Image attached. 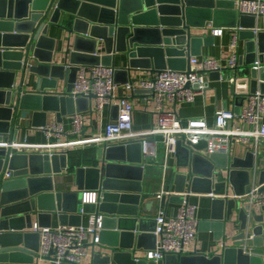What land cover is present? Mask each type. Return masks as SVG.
<instances>
[{
    "label": "water",
    "instance_id": "1",
    "mask_svg": "<svg viewBox=\"0 0 264 264\" xmlns=\"http://www.w3.org/2000/svg\"><path fill=\"white\" fill-rule=\"evenodd\" d=\"M0 10V264H35L39 247L30 248L28 239L31 235L39 239L40 235L25 230L33 227L34 216L41 221L39 227L50 228L51 223H42V219L53 214L59 215L61 226L77 227L81 226L84 215L102 216L100 242L92 245L91 264H158L140 255L156 249V219L140 217L139 213L142 183L139 182L135 191L138 195L127 194L124 179L115 171L131 167L121 163L118 157L109 156L112 149L101 148L99 158L103 164L92 169L69 168L68 153L21 154L3 145L12 144L9 142L17 137L20 124H26L33 116L56 112L57 122L62 123L65 115L81 111L78 110L81 102L94 100V97L77 100L70 97L81 66L115 67L118 57L126 55L130 66L127 75L131 69L138 68L190 72L191 58L198 55L193 46L203 42L193 36V30L204 28L207 23L220 27V17L224 14L231 18L229 28L238 24L249 28V32L241 33V36L247 34L248 43L245 61L240 58L238 68L252 69L247 78L251 80V93L258 91L259 81L260 91L264 93V31L258 34L253 31L256 18L240 15L236 0H0ZM248 19L251 26L245 27ZM53 26L63 30V42L67 44L68 56L63 65H54L53 56L42 57L47 44L58 42L48 37ZM210 40L206 38L204 43ZM99 49L105 54L99 55ZM258 61L261 68L255 70L252 66ZM139 62H144L143 66ZM31 79L35 89L25 91ZM65 80V91L58 93L59 82ZM36 126L44 127L46 122ZM187 144L189 148L179 142L176 155L190 166V172L175 175V182L187 184L192 193L217 194L220 187L227 191L230 185L236 187L238 177H242L235 194H246L253 179L252 153L247 156L252 163L240 160L232 163L224 154V158L228 157L226 163L218 165L219 155L210 158L201 155L208 149L206 139ZM135 146L141 151V144ZM58 161L60 168H56ZM229 167L228 177L220 173V168ZM240 167L249 171H240ZM67 169L77 177L84 173L93 178L77 192L56 193L53 176ZM7 172L12 173L11 179L5 178ZM258 183L264 192V172ZM85 193H95L96 204H83ZM47 199L52 204L44 208L42 203ZM241 203L245 204L237 200L213 202L225 207L227 221H231L235 211L239 212L241 232L232 238L231 247L210 257L197 253L168 256L165 263L264 264V219L257 214L249 217V207H242ZM129 206L135 208L131 213L127 211ZM75 217L80 221L70 222ZM148 240L153 241L152 245H145Z\"/></svg>",
    "mask_w": 264,
    "mask_h": 264
},
{
    "label": "crops",
    "instance_id": "2",
    "mask_svg": "<svg viewBox=\"0 0 264 264\" xmlns=\"http://www.w3.org/2000/svg\"><path fill=\"white\" fill-rule=\"evenodd\" d=\"M238 7L236 0V9ZM0 13L2 11L0 10ZM219 22L220 27H215L213 23H207L204 28H199L193 30V36L196 38L203 39L202 43L193 46L194 51L198 54L193 56L191 59H197L198 63L193 65V67L199 71L204 70V61L205 60H219L224 64V70L221 76L218 73L210 74V87L206 91L205 95H201L196 98L193 103H182L176 107L172 105L171 110H175L178 116L186 121L192 118H204L208 125L214 126L216 120V113L222 108H227L229 110L240 111L242 108L247 106L245 97L248 93H251V80L250 78L247 81V78L250 77V70L252 69H239L234 72L227 68V63L231 57L236 54L238 59L246 58V46L248 40L245 39L246 35L241 33L249 32V28H241L238 24L236 28H229L228 21L231 18L227 14L220 17ZM257 20V19H256ZM251 20L244 22L245 27L251 26ZM215 30H223V35L220 37L213 36ZM256 34L259 31H264V23L260 20H257V26L253 30ZM63 30L58 27L53 26L52 31L48 35L50 39H55L58 42L53 45L47 44L48 47L43 48L44 52L42 54L43 59L53 58L54 65L66 63V58L68 56L67 44L63 42ZM237 38L238 47H233V41ZM206 38L211 40L208 43H204ZM100 54L104 55V51L99 49ZM38 62L33 61V64ZM153 64V61H151ZM256 63H259L256 62ZM141 66L144 62H139ZM260 64V63H259ZM254 66V65H253ZM252 66V67H253ZM83 67V66H81ZM111 67V66H110ZM113 67V66H112ZM129 59L126 55L119 56L116 62L115 67V81L119 86V94L123 97L129 98L134 105V128L136 131H146L154 127L158 123V113L156 108V103L152 95L149 93L137 90L136 92H128L124 89V85L127 83V80L130 79H147L153 69L138 68L131 69L129 74H126V70L129 68ZM239 67V61H238ZM237 72L238 80L231 82V79H234ZM33 80V81H32ZM246 80V81H245ZM240 81V82H239ZM34 79H31L30 84H28L24 90L25 91H34L33 83ZM261 81L258 82V91H260ZM67 85V80L60 81L58 84V93H63ZM77 107V106H76ZM77 109V108H76ZM96 103L95 101H83L78 105V110H81L78 113L84 114V124L85 129L81 137L74 136L71 134L72 130V115H65L63 117L62 123L57 121L56 112H48L47 115L42 116H33L30 118L26 124L22 122L20 124V130L13 140L9 143H19L27 145H41V146H53L59 143L55 138L48 139L43 131V127H38L41 123L46 122V126L52 124H62L66 132L63 142L67 141H77L79 139H90L96 135L103 133L106 126L111 120L116 119L117 110L115 108H105L102 115L95 112ZM44 126V127H46ZM231 127L241 128L244 130H252L253 126L247 124L243 121L232 122ZM135 143L133 142H124L120 144H115L109 146L107 149H112L113 151L109 154L111 157H118L121 159V163L129 165V169H120L116 170L115 174L122 177L125 181L126 189L128 190L129 195H138L135 191L138 189L139 182L142 183V193H141V203L139 206L140 217L146 219H156L158 211L160 209V204L154 200V196L159 192L162 181H163V171H162V153H159L160 162L155 163L152 159H145L142 155V152L139 148H134ZM101 147H89V148H75L71 150H66L60 147L46 149L42 148L40 151H37V154L42 155H53V154H64L68 153V167H83V168H92L97 169L102 166V161L99 158V150ZM142 150V148H141ZM21 154H31L34 153L32 150H22L18 151ZM252 153L254 156V167L250 169L251 175L253 177L252 184L247 188V191H250L253 187L259 185L260 175L264 172V142L260 144L257 148L254 139H251L249 142H243L238 138H233L229 151L225 154L228 155L229 159L231 158L232 163L234 160H240L241 163H252L248 160V154ZM227 157V158H228ZM227 158L219 155L217 157V164L224 165ZM252 161V159H251ZM245 167V166H244ZM240 167V171H249L248 168ZM56 168H60V163L56 164ZM168 176L166 180V185L168 190L177 191L180 193L179 196H172L164 201V210L168 217H171L177 213L178 208L181 205V199L184 197L181 196L183 193H190V187L187 184L180 182H175V175H184L190 172V166L187 167L184 159L182 157H177V155H171L168 163ZM220 173H223L228 177L231 172L229 168H220ZM176 173V174H175ZM93 178V175L85 176L82 173L79 177L72 171L67 169L62 174L53 176V182L55 186L56 193L61 192H77L80 187H84L86 182L90 181V178ZM174 181V182H173ZM216 183H219V179L215 180ZM242 183V177H238V181L235 183L238 188ZM235 186L230 185L229 190L225 187H220L218 193L214 194L216 199H221L225 201L234 200L233 197L235 194ZM182 188L184 190L181 192ZM214 191V185H213ZM213 193V192H212ZM203 195V196H200ZM209 194L203 193H193V196L190 198V202L198 206L197 217L199 220V231L197 234V239L186 247L185 256H190L191 254L198 255H207L208 257L213 255H220L225 248L232 246V238L239 235L240 224H239V212L235 211L231 217V221L225 219L226 209L221 207V205H214L213 202L215 199H212L208 196ZM229 196V198H228ZM131 197V196H129ZM240 202V201H237ZM50 200H45L42 203L44 208L51 206ZM246 204L241 203V206ZM129 210L128 213H131L135 210L133 206L127 207ZM258 216H261L264 219V211L257 212ZM91 215H84L81 219L83 226H87L89 223ZM224 217V219H223ZM80 220L72 218L70 222H79ZM41 221L37 216L33 217L31 229H26L25 232L32 233L35 225H38ZM42 223H51V228H58L61 226V221L58 214H53L50 218H43ZM17 227H21L20 224H16ZM35 233V232H34ZM40 238L38 239L35 236H30L28 239V246L30 248H40ZM153 241L148 240L145 242V245H152ZM39 244V245H38ZM96 251H99V247H95ZM94 247L91 245L88 248L87 254L82 258L80 264H91L93 257ZM148 251L141 252V257H145ZM35 264H52L48 259L41 258L40 256L35 259ZM158 264H166L165 260L160 261Z\"/></svg>",
    "mask_w": 264,
    "mask_h": 264
},
{
    "label": "built area",
    "instance_id": "3",
    "mask_svg": "<svg viewBox=\"0 0 264 264\" xmlns=\"http://www.w3.org/2000/svg\"><path fill=\"white\" fill-rule=\"evenodd\" d=\"M237 11L240 15L255 17L264 23V0H237ZM223 30H215L213 36L220 37ZM237 38L233 47H238ZM238 55L234 54L227 63V68L236 71L238 68ZM197 59H191L190 72L173 71L170 69L152 71L147 79H130L124 89L128 92L142 90L153 96L158 123L149 130L136 131L134 128V105L129 98L119 94V86L115 81V69L110 66H83L77 73L76 80L70 97L77 100L79 97L89 99L94 97L95 112L102 115L105 108H117V117L111 120L103 133L90 139L63 142L66 132L62 124H52L42 128L48 139L55 138L59 141L53 146L27 145L25 143H12L3 146L12 149L32 150L34 153L42 148H75L106 147L124 142L141 144V152L145 159L160 162L159 153H162L163 181L154 200L160 204L156 217V249L148 251V261L159 263L168 256H181L186 252V247L197 239L199 220L197 217L198 206L190 202L193 193H183V202L177 213L168 217L164 210V201L172 196H179L178 191L167 189L168 163L171 155L177 154L179 142L188 147V142L198 143L206 139L209 143L206 153H199L205 158L213 155H224L229 151L233 138L243 142L254 139L257 148L264 142V93L256 91L248 93L245 97L247 106L240 111L222 108L216 113L215 125H208L204 118L182 120L177 112L170 107L182 103H193L196 98L205 95L210 87V74L224 70V64L219 60H205L204 70L199 71L193 67ZM260 70L261 65L256 63L253 67ZM238 80L237 72L231 82ZM190 85V86H189ZM71 134L81 137L84 133V114L76 112L71 116ZM243 121L253 126L252 130L231 127V123ZM6 179L12 178V173L7 172ZM263 186H255L243 196H235L234 200L244 201L249 207L248 216L264 211ZM203 196V195H200ZM216 199L214 193L208 195ZM229 198V196H228ZM83 204H96L95 193H85ZM83 211L81 210V213ZM102 230V216L91 215L87 226H60L58 228H42L35 225L33 231L40 235L39 256L48 259L52 264H80L87 254L88 248L100 242L99 232Z\"/></svg>",
    "mask_w": 264,
    "mask_h": 264
}]
</instances>
